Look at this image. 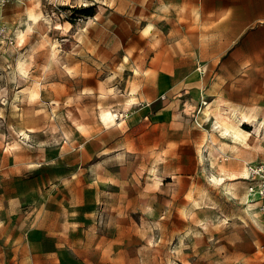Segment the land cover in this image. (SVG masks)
Instances as JSON below:
<instances>
[{
	"label": "rangeland",
	"instance_id": "obj_1",
	"mask_svg": "<svg viewBox=\"0 0 264 264\" xmlns=\"http://www.w3.org/2000/svg\"><path fill=\"white\" fill-rule=\"evenodd\" d=\"M0 6V264H264L260 201L246 212L264 128L243 121L251 136L239 152L219 153L221 136L201 116L220 103L264 120V25L250 50L216 51L197 61L199 82L156 94L147 59L160 52L143 35L160 32L153 46L166 39V74H182L188 51L177 41L193 22L178 3ZM195 198L206 206L189 211Z\"/></svg>",
	"mask_w": 264,
	"mask_h": 264
},
{
	"label": "crops",
	"instance_id": "obj_2",
	"mask_svg": "<svg viewBox=\"0 0 264 264\" xmlns=\"http://www.w3.org/2000/svg\"><path fill=\"white\" fill-rule=\"evenodd\" d=\"M167 1L170 3H178L183 6L184 18L186 20H192L193 22L191 26L185 25L184 32L177 41L179 45L188 51L187 57L189 59V65H187V68L182 74L177 73L171 78L168 73L166 74V68L168 66L167 56L162 53L166 45V39L161 36L160 42L154 47L153 36L155 35L157 37L160 35V32L145 33L143 35L145 40V49L160 52L150 55V58L148 57L147 59V61H149L148 66L155 69L156 73L154 74V72H152V74L148 76L146 83L153 85L152 87L156 90V94L165 90L170 83L187 84L189 82H199L201 78L195 69L197 61H204L206 58H210L209 56L216 51L231 49L236 43L239 44L238 49L241 51L250 50L251 48L249 47V44H253L252 42H255L256 40L253 36H257V34L261 31V26L264 25V0ZM135 12H145V14L148 13V11L143 9V7H136ZM18 36L21 37L20 34H18ZM213 63L217 65L218 62ZM141 97L144 98L142 95ZM251 113L253 112L251 111ZM157 115H160L159 118L162 119L164 117L163 115H165V110L162 108L158 110L156 109V116ZM244 177H246V175ZM229 193L233 192L229 191ZM247 195L254 197L248 200L252 203L248 202L246 207L247 214L252 216L251 210L255 209L254 205L256 201L259 200V197L258 195L250 194V192ZM210 203L213 202L210 201ZM215 203L216 202H214V204ZM215 216L222 221L225 219L227 220V218L229 219L234 215L217 212ZM239 218L248 223V219L245 216L240 215ZM251 220L256 223L254 218ZM184 237L185 234L182 235V238Z\"/></svg>",
	"mask_w": 264,
	"mask_h": 264
},
{
	"label": "bare ground",
	"instance_id": "obj_3",
	"mask_svg": "<svg viewBox=\"0 0 264 264\" xmlns=\"http://www.w3.org/2000/svg\"><path fill=\"white\" fill-rule=\"evenodd\" d=\"M32 16L33 18H36V15L32 14L31 17ZM43 16L44 15L41 14V17ZM17 33L20 34L21 37H23L25 34L23 29H19ZM204 103L207 104L208 102L204 101ZM101 116L104 120L114 119L113 113L108 109H103ZM201 116L205 121H209V123L212 124L213 129L221 136V138L215 137V140L218 141L219 146L217 149L219 150V153L222 152L227 154L239 152L240 144L245 143L246 139L251 136V132L243 127V121H250L253 125H255L257 132H259L261 128H264V120L261 121L259 118H257L256 113H251V111L246 109H237L235 105L223 106L222 104L218 103L213 109L210 106H207L203 108ZM262 139H264V136ZM214 162H218L217 154L214 155ZM245 175L246 174L244 172H241L239 177H244ZM230 176L232 181L226 184V189L235 193V190L237 189V183L240 180L235 173L230 174ZM221 180L222 177L216 179V184L218 185L217 182H221ZM250 194L258 195L256 192H250ZM205 206V202L195 198L192 201L189 211H191L193 208H201ZM189 211L186 210V213Z\"/></svg>",
	"mask_w": 264,
	"mask_h": 264
},
{
	"label": "built area",
	"instance_id": "obj_4",
	"mask_svg": "<svg viewBox=\"0 0 264 264\" xmlns=\"http://www.w3.org/2000/svg\"><path fill=\"white\" fill-rule=\"evenodd\" d=\"M9 0H0V5H3ZM8 27L0 23V37H7ZM249 171L251 172L253 178L250 183V191L256 192L260 201V209L264 214V161L259 164H250Z\"/></svg>",
	"mask_w": 264,
	"mask_h": 264
},
{
	"label": "trees",
	"instance_id": "obj_5",
	"mask_svg": "<svg viewBox=\"0 0 264 264\" xmlns=\"http://www.w3.org/2000/svg\"><path fill=\"white\" fill-rule=\"evenodd\" d=\"M81 12L85 13V14H94V11L92 10V7H84V8L81 9Z\"/></svg>",
	"mask_w": 264,
	"mask_h": 264
}]
</instances>
